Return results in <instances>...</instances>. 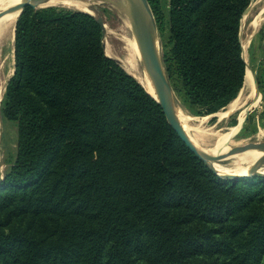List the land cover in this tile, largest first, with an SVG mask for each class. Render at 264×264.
Instances as JSON below:
<instances>
[{
	"label": "trees",
	"instance_id": "16d2710c",
	"mask_svg": "<svg viewBox=\"0 0 264 264\" xmlns=\"http://www.w3.org/2000/svg\"><path fill=\"white\" fill-rule=\"evenodd\" d=\"M249 2L168 0L163 65L204 115L243 87ZM14 51L0 104L16 127L0 177V264H264V176L212 173L105 55L96 19L26 7ZM257 86L264 93V66Z\"/></svg>",
	"mask_w": 264,
	"mask_h": 264
},
{
	"label": "rangeland",
	"instance_id": "374dc122",
	"mask_svg": "<svg viewBox=\"0 0 264 264\" xmlns=\"http://www.w3.org/2000/svg\"><path fill=\"white\" fill-rule=\"evenodd\" d=\"M113 1L115 3L114 2L112 3L110 0H92V3H95L99 6V11L97 12L92 7H90V11L92 12L90 16H92L94 19L100 18L102 20L105 27V33L103 35L104 53L108 58L114 60L118 64L117 61H121L123 59L115 58L118 57L117 55L118 50L115 42L116 40L115 38H113L114 32H116V30L120 26H122L123 22L129 21V19L126 13L124 12V10L120 8L121 6H117L123 3L122 0H113ZM156 4L158 5L159 10L162 12V20L164 23L163 32H160L158 29V24L156 22L159 52L163 61L164 55L165 56L167 55L166 51L168 49V45H167L168 35L166 28L168 21V0H157ZM263 6H264V0H250L248 6L246 7V9L242 14V19L240 22V42L242 48V57L246 64L245 73L246 70L249 69L252 74L253 81L255 79L256 82L258 80H262V72L264 66V22H262L258 27H254L252 22L258 16ZM56 8L61 10L78 11L75 9H70L65 7H56ZM13 32L15 33L14 30ZM14 33H13V41H10L9 38L6 43V46L0 45V53L2 60L7 57V61L4 63L3 69L1 70L0 73L2 95L4 93L7 83L15 74ZM108 54L110 55L108 56ZM170 86L173 90L176 113L180 112L183 116H186L188 124L190 126L198 125L202 122V127L205 130L207 129L206 131H208V133L210 134V137L208 138V142H205L201 145L202 149L206 151L208 150L213 151L216 144L217 135L227 133L230 131V129L237 126L238 117H239L238 115L245 109L247 110L245 118L241 123L240 128L236 132V136L232 137V140L235 142H244V143L257 142V141L264 142V93L260 89H258L260 96L259 101L255 105H253L254 107H252L251 109H247V106L249 105L248 101L250 98L247 97V95L250 93V87L248 89V87H245L244 85L241 93L236 97V98L240 97L242 98V100H245L244 107H241L240 109L233 111L227 116L221 118L219 113L224 111L228 105L214 114L204 115L201 113V110L198 107L188 105L187 103H183V101L180 99V96L175 93L171 84ZM1 100L2 97L0 99V104H1ZM0 117L2 120L0 127L1 128L0 129V133H1L0 177H2L8 171L16 156V127L13 123L7 121L1 114ZM215 133H217V135ZM233 162H234L233 159H228L217 162V164L227 167L228 169L231 170L234 169ZM251 167L252 166H247L242 170L238 169L228 172L226 174L227 175L247 174L248 171L251 169ZM255 175L264 176V163L260 166V168L258 169Z\"/></svg>",
	"mask_w": 264,
	"mask_h": 264
},
{
	"label": "bare ground",
	"instance_id": "6f19581e",
	"mask_svg": "<svg viewBox=\"0 0 264 264\" xmlns=\"http://www.w3.org/2000/svg\"><path fill=\"white\" fill-rule=\"evenodd\" d=\"M25 0H0V13H3L2 17H0V45L6 46V43L8 39L10 38V41H13V30L14 26L16 25V20L18 19V15L20 13V10L13 9L14 7L20 5ZM89 3L80 1V0H46L42 3L41 6H53V7H65L70 9H75L87 13H91L90 11V3H92V0H87ZM112 3L113 0H110ZM115 3V2H114ZM120 6V5H117ZM122 8V7H120ZM262 22H264V6L259 12L258 16L254 19L253 26L258 27ZM114 31V30H113ZM112 32V31H111ZM254 32V31H253ZM115 42L117 45L118 50V57H115L116 59H123L121 61H117L118 64L134 79H136L142 86L146 88L152 95L155 96L152 88L151 83L149 81V78L145 72L141 53L137 44V41L134 37V35L131 32V27L129 21L123 22L122 26H120L116 32H114ZM250 39V38H249ZM158 40H156L157 42ZM13 45V44H12ZM110 54H108L109 56ZM11 56V55H10ZM7 61V57L2 60L1 53H0V73L3 69L4 63ZM11 72V71H10ZM0 80H1V74H0ZM245 87H250V93L247 95L249 96L252 101L251 107H254L259 99V91H256L254 86V81L252 79V74L249 69L246 70L245 73V80H244ZM2 88H1V82H0V99L2 97ZM245 100H242V98H236L233 100L230 104H228L227 108L220 112L219 115L221 118L227 116L228 114L232 113L233 111H236L240 109L241 107H244ZM246 109L239 113L238 117V125L234 128L230 129L229 132L224 134L215 133L217 135L216 138V144L215 147L212 150H204L206 153H223L230 149L231 147H238L245 145L244 142H235L232 140V137L236 134L238 129L241 126V123L243 122L245 115H246ZM177 119L180 123V126L184 130V132L187 134L188 138L199 149H202L201 145L205 142H208V138L210 137V134L208 131H206L202 127V122L198 125H192L190 126L187 121V117L183 116L180 112L176 113ZM203 121V120H202ZM1 117H0V127H1ZM204 122V121H203ZM208 126V125H207ZM1 129V128H0ZM210 129V128H209ZM212 134V133H211ZM262 135V134H261ZM1 136V133H0ZM260 137V136H259ZM258 142V141H257ZM1 143V138H0ZM211 149V148H209ZM262 152L260 150H246L239 154H233L227 157L219 158L214 161H209V164L212 168L215 169V171L218 174H225L234 170H242L247 166H252L259 157H261ZM233 159V165L234 169H228L227 167L218 165L217 162ZM245 165V166H243ZM250 170L248 171V173Z\"/></svg>",
	"mask_w": 264,
	"mask_h": 264
},
{
	"label": "water",
	"instance_id": "95a60500",
	"mask_svg": "<svg viewBox=\"0 0 264 264\" xmlns=\"http://www.w3.org/2000/svg\"><path fill=\"white\" fill-rule=\"evenodd\" d=\"M46 0H25L20 5L14 7L15 10H20L18 15H21L22 11L26 7H30L32 9H42L53 6H41L43 2ZM89 3L87 0H80ZM123 3L119 4L126 15L128 16L131 32L134 35L140 53L142 57L143 66L145 72L149 78L151 83V88L155 94L152 95L144 86L139 83V85L146 91V93L153 98L158 105L160 106L162 113L164 114L167 123L172 128V130L176 133L178 138L186 145V147L201 160L212 173L223 180H240L243 178L251 177L255 175L260 168V166L264 163V142H250L245 145L232 147L223 153H206L203 149H199L188 138L187 134L184 132L180 123L176 116V108L174 103L173 90L170 86L163 61L159 52V44L158 41V33H157V25L154 14L150 7L148 0H122ZM90 7H92L95 11H99V6L95 3H90ZM79 11V10H78ZM83 12V11H80ZM87 13V12H84ZM91 15V13H87ZM3 13H0V17H2ZM17 21V20H16ZM98 26L101 29L102 35L105 33V27L100 18L96 19ZM15 31V27H14ZM125 71V70H124ZM126 72V71H125ZM127 73V72H126ZM129 74V73H127ZM130 75V74H129ZM132 77V75H130ZM134 78V77H133ZM245 80V77H244ZM254 85L256 91L258 90L257 82L254 79ZM244 87V84H243ZM243 87L239 91L238 95L241 93ZM249 97V96H248ZM250 99V98H249ZM249 105L247 109H251L250 106L252 101H248ZM236 134L233 136L235 137ZM260 150L262 152L261 157L257 159V161L252 165L250 172L247 174L240 175H225L218 174L214 168H212L209 164V161H214L219 158L227 157L233 154H239L246 150Z\"/></svg>",
	"mask_w": 264,
	"mask_h": 264
}]
</instances>
